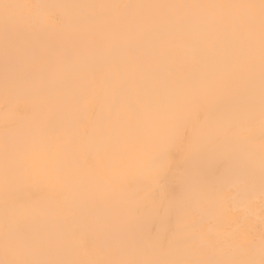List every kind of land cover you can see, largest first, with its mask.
I'll use <instances>...</instances> for the list:
<instances>
[{"label":"clouds","instance_id":"9594fccd","mask_svg":"<svg viewBox=\"0 0 264 264\" xmlns=\"http://www.w3.org/2000/svg\"><path fill=\"white\" fill-rule=\"evenodd\" d=\"M0 264H264V0H0Z\"/></svg>","mask_w":264,"mask_h":264}]
</instances>
